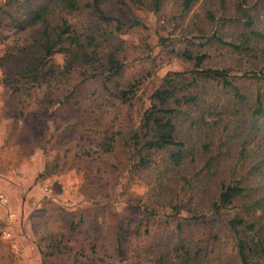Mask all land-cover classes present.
Masks as SVG:
<instances>
[{
    "label": "trees",
    "instance_id": "1",
    "mask_svg": "<svg viewBox=\"0 0 264 264\" xmlns=\"http://www.w3.org/2000/svg\"><path fill=\"white\" fill-rule=\"evenodd\" d=\"M131 1L159 11L166 0ZM198 1L178 0L179 14L174 17L184 18ZM203 1L205 8L193 14L194 23L186 31L189 45L178 50L192 68L167 74L129 134L112 128L118 114L112 117L111 107L135 95V89L117 80L124 62L115 39L125 25L117 7L127 2L0 4V39L7 26L26 33L22 41L2 40L7 43L0 57V65L6 66L2 83L15 92L29 90L30 98H37L36 91L44 85L58 84L54 99L71 103L79 120L88 115L103 131L97 142L85 134L80 137L88 142L82 143L87 154L101 159L123 140L131 171L153 173L150 190L156 207L147 204L146 210L164 211L176 222L164 241L147 247L143 259L135 262L126 255L124 243L134 222L126 220L125 228L122 219L114 245L105 246L96 234L86 238L99 254L85 256L86 264H264V0L235 1L237 17H224L218 30L206 28V21L213 22L216 15L210 0ZM227 2L220 0L221 8ZM227 20L234 29L226 35ZM57 55L63 56L61 64ZM88 73L103 77L106 89L108 82H115L111 96L91 98L83 107L88 98L72 99L77 86L70 83L69 94L58 98L67 82L80 76L82 81ZM52 89L50 94L55 93ZM45 169L50 170L48 163ZM71 225L77 229L74 222ZM142 225L134 226L135 234ZM50 243L55 252L68 250L64 239ZM79 254L84 252L75 251Z\"/></svg>",
    "mask_w": 264,
    "mask_h": 264
},
{
    "label": "rangeland",
    "instance_id": "2",
    "mask_svg": "<svg viewBox=\"0 0 264 264\" xmlns=\"http://www.w3.org/2000/svg\"><path fill=\"white\" fill-rule=\"evenodd\" d=\"M235 1L228 0L226 7L221 8L220 0H210L208 5L216 17L213 22L206 21V28L218 30L223 27L224 17H237ZM125 2L117 7V15L125 23L115 39L124 62L117 80L123 87L135 89V95L126 104L118 101L111 107L112 117L118 114L112 128L129 134L138 125L142 109L149 105L150 95L163 84L167 74L192 68L178 56V50L189 45L187 28L194 23L193 14L201 12L205 3L199 0L187 16L175 18L179 14L178 0H166L159 11L147 4ZM231 25L227 20L224 34L231 33ZM1 33L0 57L6 52L4 40L22 41L26 36L10 26ZM56 62L61 64L63 56L57 55ZM5 67L0 65V186L10 203L0 204V264H86L85 256L92 259L99 255L92 251L86 238L96 234L105 246L114 245L122 219L125 228L126 220L134 222L125 235L126 255L135 262L143 259L145 249L164 241L176 223L164 211L152 214L146 210L147 204L156 207L150 190L153 173L131 171L120 139L113 154H104L101 159L89 156L83 145L88 142L80 137L85 134L96 142L102 138L103 131L94 127L95 120L88 115L79 120L71 103H58L52 95L59 92L55 82L37 90V98L28 97L29 90L13 91L2 83ZM89 74L82 81L80 76L67 82V89L58 98L69 94L70 83L77 86L72 99L88 98L83 107L91 104V98L102 101L111 96L115 82H108L110 89H106L103 77ZM51 89L55 93L50 94ZM102 125L106 124L101 121ZM82 147L85 148L81 150ZM45 160L52 172L40 171ZM43 187L47 188L46 195L41 193ZM29 191L35 193L29 195ZM11 212L16 214L15 219L10 218ZM73 222L76 230L71 229ZM139 222L143 224L142 231L135 234L134 226ZM4 230L10 231L11 237L26 241L27 251L13 252L11 240L3 238ZM52 239H64L68 250L55 252ZM75 251L84 254L75 256Z\"/></svg>",
    "mask_w": 264,
    "mask_h": 264
},
{
    "label": "crops",
    "instance_id": "3",
    "mask_svg": "<svg viewBox=\"0 0 264 264\" xmlns=\"http://www.w3.org/2000/svg\"><path fill=\"white\" fill-rule=\"evenodd\" d=\"M2 139V141H3V138H1ZM1 145V144H0ZM45 167H46V160H45V163H44V165H43V167L40 169V171L42 170H45ZM42 186H40L39 185V188H41ZM35 189H37V188H35ZM33 190V191H36V190ZM47 188L46 187H43L42 188V190H41V193L43 194V195H46L47 194V190H46ZM50 190V189H49ZM33 191H29V195H33L35 192H33ZM68 191V190H67ZM11 192V191H10ZM12 193V192H11ZM39 194L40 196H42V194ZM62 192H60V194H61ZM41 200H42V198H40ZM40 200V201H41ZM39 201V202H40ZM23 223L25 224V220H23ZM24 226V225H23ZM5 236H3V238H4ZM2 238V239H3ZM8 240H11L10 241V245L13 247L12 249H13V252H17V251H19V250H24V251H27V245H28V243L26 242V241H24V240H22L21 239V237H15L14 238V236L13 237H11V238H9Z\"/></svg>",
    "mask_w": 264,
    "mask_h": 264
},
{
    "label": "built area",
    "instance_id": "4",
    "mask_svg": "<svg viewBox=\"0 0 264 264\" xmlns=\"http://www.w3.org/2000/svg\"><path fill=\"white\" fill-rule=\"evenodd\" d=\"M10 203L9 198L6 194V192L1 188L0 186V204L3 206H8ZM16 214L14 212L10 213V218L15 219ZM3 235L6 238H10L12 236V233L10 231L4 230Z\"/></svg>",
    "mask_w": 264,
    "mask_h": 264
}]
</instances>
